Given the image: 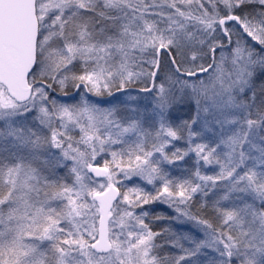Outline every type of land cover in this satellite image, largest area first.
Instances as JSON below:
<instances>
[{"label": "snow or ice", "instance_id": "1", "mask_svg": "<svg viewBox=\"0 0 264 264\" xmlns=\"http://www.w3.org/2000/svg\"><path fill=\"white\" fill-rule=\"evenodd\" d=\"M0 264H264V0H0Z\"/></svg>", "mask_w": 264, "mask_h": 264}, {"label": "rangeland", "instance_id": "2", "mask_svg": "<svg viewBox=\"0 0 264 264\" xmlns=\"http://www.w3.org/2000/svg\"><path fill=\"white\" fill-rule=\"evenodd\" d=\"M161 208H163L164 210H166L167 209V206L161 205Z\"/></svg>", "mask_w": 264, "mask_h": 264}, {"label": "trees", "instance_id": "3", "mask_svg": "<svg viewBox=\"0 0 264 264\" xmlns=\"http://www.w3.org/2000/svg\"><path fill=\"white\" fill-rule=\"evenodd\" d=\"M159 210H164V209L160 207V209H159Z\"/></svg>", "mask_w": 264, "mask_h": 264}]
</instances>
